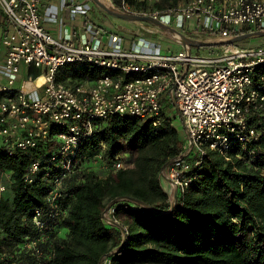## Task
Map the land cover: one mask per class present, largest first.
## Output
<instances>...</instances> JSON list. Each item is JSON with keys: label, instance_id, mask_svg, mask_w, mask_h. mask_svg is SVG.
Instances as JSON below:
<instances>
[{"label": "trees", "instance_id": "1", "mask_svg": "<svg viewBox=\"0 0 264 264\" xmlns=\"http://www.w3.org/2000/svg\"><path fill=\"white\" fill-rule=\"evenodd\" d=\"M110 1L120 10L148 14L188 0ZM258 30L242 25L229 33ZM77 64L61 67L57 81L72 86L93 81L104 71ZM248 118L257 138L243 146L233 143L225 153L208 150L172 212L156 213L128 200L111 206L110 218L125 230L122 247L120 228L103 217L109 202L129 197L161 212L170 208L160 171L183 152L185 143L170 101L163 103L158 125L128 114L95 119L74 171L62 181L55 207L46 196L60 170L46 162V146L8 154L0 145V182L5 185L0 196V264H98L112 251L107 264H264V105L251 110ZM96 154L100 158H93ZM121 155L131 166L114 169ZM34 160L39 168L26 181ZM35 210L41 213L42 228L32 221ZM40 235L44 241L35 250L26 247Z\"/></svg>", "mask_w": 264, "mask_h": 264}, {"label": "built area", "instance_id": "2", "mask_svg": "<svg viewBox=\"0 0 264 264\" xmlns=\"http://www.w3.org/2000/svg\"><path fill=\"white\" fill-rule=\"evenodd\" d=\"M40 2L0 0L9 25L2 37L0 61V73L7 78L0 85V145L8 154L46 146L50 153L46 162L60 170L46 196L51 207L56 206L63 179L74 171L95 119L128 114L158 125L162 105L170 101L183 117L185 137L183 152L160 171L163 188L174 204L195 179L208 150L225 153L233 143L243 146L257 138L248 115L264 105V46L226 44L217 54H195L191 48L189 53L183 47L177 52L163 50L153 41L137 38L133 49L122 50L115 34L110 38L114 48L107 49L100 39L88 41L81 36L77 42L71 33L59 37L46 30ZM81 13L80 8L72 16L80 20ZM143 15L189 31L191 25L201 33H188L206 35V40L234 36L229 29L242 25L264 30V0H188ZM74 63L97 65L104 71L93 81L72 86L57 81L59 69ZM22 66L34 68V75L22 78L14 89L12 83ZM39 165L38 160L32 161L26 181H31ZM127 166L131 163L122 155L113 163L114 169ZM4 190L0 182V196ZM40 217L35 210L32 221L38 228L44 224ZM43 241L40 235L26 247L35 250Z\"/></svg>", "mask_w": 264, "mask_h": 264}, {"label": "crops", "instance_id": "3", "mask_svg": "<svg viewBox=\"0 0 264 264\" xmlns=\"http://www.w3.org/2000/svg\"><path fill=\"white\" fill-rule=\"evenodd\" d=\"M86 0H41L39 6V14L41 21L46 30L50 31L56 36H65L67 33H71L73 38L78 42V39L82 36L83 39L91 41L93 39H100L103 46L107 49L114 48L110 42V38L113 35H117L121 40H118V44L122 50H130L135 47L136 38H132L129 34L111 32L110 30H102L99 24H97L92 18H90ZM82 15L80 20H75L72 13L80 9ZM103 16V15H102ZM105 18V17H104ZM109 23L117 22L111 19L105 18ZM123 25H119V27ZM9 30V25L7 24L4 12L0 8V61L2 62V57L4 53V48L2 45V37ZM142 38V37H141ZM264 37H260L262 40ZM145 39V38H142ZM147 40V39H145ZM258 47V46H255ZM31 68V69H30ZM21 67L20 72L17 75L16 80L20 81L22 78L34 75V68L32 67ZM24 70L25 76H21V72ZM15 80V81H16ZM7 82L6 75L0 73V85Z\"/></svg>", "mask_w": 264, "mask_h": 264}, {"label": "rangeland", "instance_id": "4", "mask_svg": "<svg viewBox=\"0 0 264 264\" xmlns=\"http://www.w3.org/2000/svg\"><path fill=\"white\" fill-rule=\"evenodd\" d=\"M102 3L105 1H108L110 5L108 7H111V1L110 0H100ZM87 2V8L89 12V17L92 18L99 26L101 27L102 30H110L111 32H117L118 34L121 33H127L129 36L132 38L136 37H142L145 39H148L150 41L155 42V44L161 45V48L163 50H173L174 52H177L182 48V46L175 41L170 35L166 33L163 29L157 27L156 25L149 23V22H133V21H126L122 20L119 18H115L113 16L107 15L101 8H99L97 5H95L91 0H86ZM105 4V3H104ZM106 5V4H105ZM103 15V16H102ZM111 19L113 21H110L109 23L105 20V18ZM119 25H123L119 27ZM172 28L176 29L177 31L187 34V37L194 38V39H203L207 37L206 35H196V32L201 33L200 29H197V31L193 28V26L189 25L190 31L195 30L196 32L193 33H188L190 32L188 28L185 26L183 27H176V26H171ZM177 36V35H176ZM121 38H119V41ZM240 46H248V47H255V46H264V40H260V37H254V38H249L247 40H243L238 43ZM221 46L220 45H215L211 47H191L192 52L195 54H217L221 52ZM3 60V57H2ZM80 64H77L79 66ZM40 70L36 69V73H38ZM24 70L21 72V76H25ZM19 82L18 80L14 81L12 83V88L18 89L19 87ZM181 121L179 119H176V125L178 126L179 131L183 135V129H181ZM110 210L106 212V215L110 217Z\"/></svg>", "mask_w": 264, "mask_h": 264}, {"label": "water", "instance_id": "5", "mask_svg": "<svg viewBox=\"0 0 264 264\" xmlns=\"http://www.w3.org/2000/svg\"><path fill=\"white\" fill-rule=\"evenodd\" d=\"M91 1L95 5H97L99 8H101L107 15L113 16L115 18H119V19L126 20V21H133V22H137V21L149 22V23L156 25L157 27L166 31V33L168 35H170L173 39H175V41H177L184 48V50L188 53H189L191 47H211V46H215V45L221 46V45H226V44L239 43V42H241L243 40H247L249 38L264 37V30H258V31H254V32H247V33H243V34H239V35H234V36H231L229 38L221 39V40L194 39V38L187 37L183 33L179 32L176 29L172 28L171 26L163 23L160 19L152 17L151 15H143V14L126 12V11H123V10L116 8L112 3H111V7H108L107 5L102 3L100 0H91ZM174 33H176L177 36ZM178 116H179V119L182 123L183 117L181 116L180 113H178ZM171 162H172V160H169L167 163H165L163 165V167H165L167 164H169ZM175 195H176V193L174 192V196ZM120 200H128L130 202L136 203V204H138V205H140L146 209L152 210V211H154L156 213H160V214H168V213L172 212L174 209V205H175L174 201H173L170 203V208L168 211L161 212V211L156 210L155 208L147 205L146 203H144L141 200L136 199V198L118 197V198L113 199L111 202H109L103 211V217L108 223L115 225V226L120 228V230L123 234V240H122L120 247H122L126 242L125 230L116 221L112 220L110 217H108L106 215V212L108 210H110L111 206ZM115 252L116 251H112V252H109L106 255L102 256L98 264H103L104 260L107 259L109 256H111Z\"/></svg>", "mask_w": 264, "mask_h": 264}, {"label": "bare ground", "instance_id": "6", "mask_svg": "<svg viewBox=\"0 0 264 264\" xmlns=\"http://www.w3.org/2000/svg\"><path fill=\"white\" fill-rule=\"evenodd\" d=\"M107 6L110 5V3L108 1H105L104 2ZM176 35V33H174ZM42 81V78L40 77L38 80H37V83H40Z\"/></svg>", "mask_w": 264, "mask_h": 264}]
</instances>
